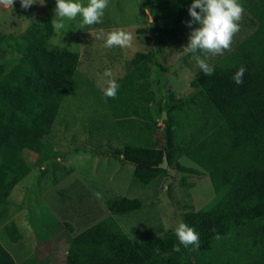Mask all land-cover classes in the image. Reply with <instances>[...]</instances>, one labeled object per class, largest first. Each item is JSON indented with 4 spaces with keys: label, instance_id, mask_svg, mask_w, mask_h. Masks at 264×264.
Here are the masks:
<instances>
[{
    "label": "trees",
    "instance_id": "16d2710c",
    "mask_svg": "<svg viewBox=\"0 0 264 264\" xmlns=\"http://www.w3.org/2000/svg\"><path fill=\"white\" fill-rule=\"evenodd\" d=\"M192 3L160 4L159 14L173 17V25L164 31L168 39L191 19ZM250 10L256 30L211 66L214 74L202 73L191 81L197 93L189 104L199 110L198 123L180 132L161 129L157 119L164 100L147 91V64L109 101L122 139L116 150L136 165V183L152 184L165 172V160L185 175L200 174L201 169L209 175L216 196L202 209L185 214V224L199 234V248L180 245L181 251L175 252L176 235L134 241L110 215L69 239L65 264H264V0ZM52 21L45 12L17 37L0 31V44L7 42L19 56L9 68L0 63V214L14 186L30 171L26 150L40 162L59 157L50 134L79 68L80 53L51 46ZM158 38L163 45V35ZM146 57L138 53L132 64ZM241 67L246 71L243 84L237 85L232 77ZM169 100L186 106L174 94ZM127 111L146 121L122 117ZM183 156L201 169L182 164ZM107 205L112 214L122 215L140 209L143 200L114 197ZM6 228L11 240L21 239L14 222ZM0 264H17L1 242Z\"/></svg>",
    "mask_w": 264,
    "mask_h": 264
},
{
    "label": "rangeland",
    "instance_id": "374dc122",
    "mask_svg": "<svg viewBox=\"0 0 264 264\" xmlns=\"http://www.w3.org/2000/svg\"><path fill=\"white\" fill-rule=\"evenodd\" d=\"M163 1L108 0L102 23L82 25V17L78 15L73 20L65 19L64 27L55 29L51 46L80 53V65L50 134L59 157L40 162L37 154L26 150L24 157L30 171L17 182L8 203L1 208L0 221L4 228L0 229V242L12 252L18 264H53V255L60 252L66 258L68 237L85 227L81 223L82 209L89 207V200H97L100 212L92 216L86 227L112 215L132 240L149 241L176 235L175 227L185 223L188 211L202 209L216 196L209 175L186 156L180 159L181 163L201 169L200 174L185 175L166 163L162 166L165 172L152 184L136 183L133 179L136 165L116 150L122 145L120 130L109 106L111 98L103 95L99 82L105 70L111 69L121 87L147 64L150 69L145 78L147 91L164 100L157 119L161 129L170 127L180 132L185 126L198 123L199 110L189 104L197 93L191 81L203 73L196 58L204 59L211 67L254 32L257 23L250 9L259 0H238L244 8L240 30L233 36L230 50L216 56L202 51L184 53L182 49L192 30L187 21L176 27L175 37L168 39L164 31L173 25V17L159 14ZM75 2L88 4V0ZM55 6L56 0H36L28 9L21 7L20 0H15L13 7L0 5V31L9 38L17 37L45 12L54 19ZM114 30L131 33L132 45L104 47L107 34ZM159 35H163V45L159 43ZM138 53L147 57L132 64ZM18 60L19 56L7 42L0 44V63L9 68ZM170 93L183 99L186 106L178 100L170 101ZM122 117L146 121L145 116L132 111L123 113ZM122 196L140 198L143 206L127 214H112L107 201ZM11 222L17 225L23 240H11L6 228ZM43 224L48 226L40 231ZM43 238L48 245L41 242ZM64 258L59 262L64 263Z\"/></svg>",
    "mask_w": 264,
    "mask_h": 264
},
{
    "label": "clouds",
    "instance_id": "9594fccd",
    "mask_svg": "<svg viewBox=\"0 0 264 264\" xmlns=\"http://www.w3.org/2000/svg\"><path fill=\"white\" fill-rule=\"evenodd\" d=\"M15 0H0V5L4 7L14 5ZM21 7L30 8L36 3V0H20ZM108 6V0H88L87 6L82 5L75 0H56L54 8L55 18L52 21L54 29L64 27L65 19L73 20L78 15L82 17V25L91 26L103 22L104 10ZM191 19L187 21V26L191 28L188 37V43L183 47L184 53H196L202 51L205 55H223L224 51L230 50L233 36L240 30L239 21L243 18L244 8L238 3V0H193L188 8ZM194 24L199 27L193 28ZM98 38L103 39V36ZM133 36L124 30H114L107 34L104 47L112 48L130 47ZM197 65L203 71L205 76L214 74V68L199 57L196 58ZM246 69L241 67L232 77L237 85L243 84V77ZM99 86L106 98L115 99L119 89V84L113 78L111 69L105 70L102 74ZM175 233L179 244L174 245L173 250L180 252V245L188 247L194 245L200 246L199 234L194 228L181 222L175 227ZM219 239V235L216 237ZM157 253L159 248L156 249Z\"/></svg>",
    "mask_w": 264,
    "mask_h": 264
},
{
    "label": "crops",
    "instance_id": "0c3cea01",
    "mask_svg": "<svg viewBox=\"0 0 264 264\" xmlns=\"http://www.w3.org/2000/svg\"><path fill=\"white\" fill-rule=\"evenodd\" d=\"M19 184V183H18ZM17 184V185H18ZM16 185V186H17ZM15 186V187H16ZM14 187V188H15ZM13 193V192H12ZM12 195V194H11ZM11 198V197H10ZM20 201V200H19ZM89 202V207H87V208H83L82 209V221H81V223H85V227L82 229V230H80V232H82L83 230H85V229H87L88 227H90V226H92V225H89V226H87L86 227V225L90 222V220H91V218H92V216L95 214V213H97V211L98 212H100V204L97 202V200H89L88 201ZM20 204L22 205L23 204V202H22V199H21V202H20ZM19 214L17 213V214H15V217H17ZM97 223V222H96ZM94 225V224H93ZM45 226L47 227L48 225H41L40 226V231H43V229L45 228ZM69 227L71 228L72 226L71 225H69ZM1 228H4V224H2L1 223V221H0V229ZM72 229V228H71ZM2 231V230H1ZM80 232H77L76 234H78V233H80ZM76 234H72L71 236H69L68 237V239H70L72 236H74V235H76ZM43 237H44V235H43ZM45 237H48V235H46ZM30 238H32V236L30 235ZM24 239V237L22 238V239H20V240H23ZM46 238H43V241H41V242H43V244L44 245H48V241H46L45 240ZM44 247V246H43ZM68 247V246H67ZM50 252V251H49ZM11 254H12V252H11ZM13 255V254H12ZM67 256V251H66V254H65V257ZM53 257H54V260H55V262L53 263V264H55L56 262L58 263V264H65V262H66V258H64V257H62L61 256V252L58 254V255H56L55 256V254L53 255ZM52 257V258H53ZM55 257H57V259L55 258ZM15 258V257H14ZM51 258V259H52ZM61 258L63 259L64 258V263H61V262H59L60 260H61ZM16 260V259H15ZM16 262H17V260H16ZM17 264H18V262H17Z\"/></svg>",
    "mask_w": 264,
    "mask_h": 264
},
{
    "label": "water",
    "instance_id": "95a60500",
    "mask_svg": "<svg viewBox=\"0 0 264 264\" xmlns=\"http://www.w3.org/2000/svg\"><path fill=\"white\" fill-rule=\"evenodd\" d=\"M166 163H167V160L164 161L163 165H165ZM163 165H162V166H163Z\"/></svg>",
    "mask_w": 264,
    "mask_h": 264
}]
</instances>
